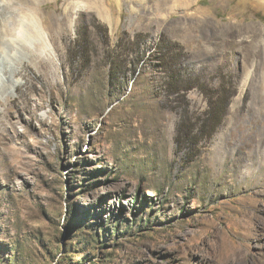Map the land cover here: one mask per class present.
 Instances as JSON below:
<instances>
[{"label": "rangeland", "instance_id": "obj_1", "mask_svg": "<svg viewBox=\"0 0 264 264\" xmlns=\"http://www.w3.org/2000/svg\"><path fill=\"white\" fill-rule=\"evenodd\" d=\"M26 6L0 264H264V0Z\"/></svg>", "mask_w": 264, "mask_h": 264}, {"label": "bare ground", "instance_id": "obj_2", "mask_svg": "<svg viewBox=\"0 0 264 264\" xmlns=\"http://www.w3.org/2000/svg\"><path fill=\"white\" fill-rule=\"evenodd\" d=\"M36 4V0H30ZM28 0H0V96L7 98L22 80L16 77L19 68L29 62L28 48L53 53V45L39 19L36 8ZM14 51V52H13ZM51 56V55H50Z\"/></svg>", "mask_w": 264, "mask_h": 264}]
</instances>
